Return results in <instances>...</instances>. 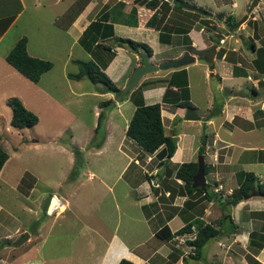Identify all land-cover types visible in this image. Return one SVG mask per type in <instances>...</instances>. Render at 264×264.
Returning <instances> with one entry per match:
<instances>
[{"label":"crops","instance_id":"1","mask_svg":"<svg viewBox=\"0 0 264 264\" xmlns=\"http://www.w3.org/2000/svg\"><path fill=\"white\" fill-rule=\"evenodd\" d=\"M163 1L165 0H158V5L154 9H151L147 8L145 4L135 3L134 0H0V65H9V63L5 62V56L22 37L27 39V50L31 32L40 20L37 16L39 14L45 15L46 21L48 19V12L53 10L54 6H60V13L57 19H54L56 25L66 32L72 31L75 34V43H79V37L92 21L97 20L103 14L101 12L105 13L114 9L115 13L110 12L111 19L107 21L113 25V35L104 38L98 36L93 46L99 41L102 44L98 48V56L102 53L101 49L107 51L99 57H94L96 58V62L99 61L100 67L107 73L116 86H119L118 82L124 78L120 88H123L131 73L141 64L142 58L139 55L140 48L135 52H132L129 48V51L126 45L119 46L114 38L121 37L133 40L132 36H140L141 33L144 35L146 31L155 33L157 42L153 37H150L153 39L147 40V36H144V40H142L146 44L148 43L152 49V55L149 57L151 63L159 64L173 61L185 53L193 55L195 57L194 63H196V59L199 58V52H205L212 45L210 39L214 35L211 36L210 32L222 34L223 42L219 43L216 49V52L220 49L222 53L220 56H216L215 53L213 65L212 67L209 66V71H211L209 75L217 77L219 84L224 88L227 87V91L220 97L218 103L212 102L214 99H211L204 115H202L204 118L203 126H200L201 117H199L200 120H188L186 123L188 125H183V127H191L194 124L196 132H198L200 137L203 134L206 135L204 141L205 155L203 154V158L204 162H208L205 164L210 166L208 173L205 175L206 182L209 184L206 187L209 197H204V194L198 192L185 193L183 182L174 177L176 168L169 177H166L164 175L165 168L159 162L160 159L157 157V151L149 154L145 153L141 148L138 149L140 151L139 154L142 153L141 160L138 159L139 155L134 157L136 154L134 152L129 153V151H126L127 153H125L122 151L121 149H124L126 144L130 145L131 142H134L125 136L126 127L125 129L123 127L122 134L120 135V126L116 122V116L118 113L120 114L119 111L122 110L126 101L131 100V98H119L114 93L104 92L103 89H99L102 92L99 96H109L108 100H111V107H115L117 111L112 110L109 113H105L103 121L104 129L102 126L103 133L105 132V139L103 138L101 146L98 148L91 147L85 152L83 150L80 151L86 157L89 152H92L99 156L107 155L105 158L107 159L108 154L104 155V153L108 152V148H110V144L114 142V139L118 140L116 148L127 159L125 165L121 168L119 167L117 178L129 183V180H134V178L130 179V176L134 177L139 173L144 176L142 180L140 179L137 182V201L140 205L139 213H135L131 207L128 219L131 222L140 223L149 234L146 238L142 236L138 237L137 235H135L137 238L129 236L131 240L128 236L126 239H123L116 233L112 234L98 259V264H118L121 259H126L134 264H247V256H252L255 260L264 264V197L253 195L243 198L235 205H228L226 203V199L238 188L246 172L254 174L256 183L264 181V73L259 71L254 65L257 57L256 50L262 49L264 51V6L261 7V2L258 3L256 7L258 11L253 15V11H249L252 0H242V7L240 8L238 17H233L235 11L228 12L226 9L230 5L231 10H236L235 8L239 4L237 0H183V8L178 9L177 14H175V9L172 8L173 0L168 1L171 7L168 11L158 12ZM76 2L78 5L75 4ZM119 3H122V5L119 6ZM73 6L75 7L74 9H72ZM133 7L136 8L137 25L130 26L123 24L126 14ZM202 7L206 8L204 9L206 13L201 11L200 8ZM96 8H98V12L95 14L93 11ZM196 9H200L197 20L192 15L197 11ZM38 10L41 12L38 13ZM156 10L158 14L156 24H154V27L146 25L147 20ZM27 11L28 14L25 16ZM219 13L223 16L222 20L216 18V15ZM182 14L190 16L187 17L193 21L189 25L190 27H187V22L181 18L184 17ZM92 15H94L93 18H90ZM246 15L250 19L248 18L243 24H238L235 31H229V28L225 27V17L231 16L238 23ZM23 16H25L24 23L29 33H20L23 25ZM214 17L217 20H214ZM200 19L209 20L208 25H203ZM42 20H44L43 17ZM162 26H165L166 30L163 31H166L167 34V40L163 42L159 40V32ZM181 28L183 31L179 30ZM101 29L102 26L95 27V30L99 32ZM205 31L206 37L204 35ZM142 41L138 40V42ZM188 43L189 48H194L195 50L187 52ZM82 48L85 49L83 46ZM154 48H158V50L155 51ZM249 48L250 51H248ZM85 51L90 53L86 49ZM27 52L29 55L34 56L28 50ZM158 54L161 57L154 60ZM107 55L109 56V60L106 62L105 57ZM45 56L44 54L40 57H34L44 58ZM70 56V54H67V61L74 63L76 59H72ZM104 62L106 63L104 64ZM179 69H185L187 72V66ZM179 69L151 72L143 76L137 84V86L142 88V101L145 104L161 103L164 128L169 125L165 123L166 119L168 122H172V119L175 116L177 117L178 114L180 116L183 115L178 111L180 106L174 105L180 99V97L174 95L178 92L176 86L172 85L169 87L171 92L168 94V101H162L166 90L165 87L169 86V81L172 79H176L178 82L182 81L181 76L176 75V71ZM9 72L11 74H8ZM9 72L3 73L0 71V96H4L6 91L5 83L12 79V76L19 74L15 68H11ZM68 74L66 76L69 80L79 83L83 79L75 80L68 77ZM164 78L165 80H163ZM186 78L189 87L190 77L188 76V72ZM242 78L246 80L244 82L239 81ZM224 81H228L229 84L225 86ZM154 83L160 84L156 85ZM77 86L79 87V85ZM243 86L246 88H243ZM12 94L14 93H8L6 96ZM117 99L119 100L117 101ZM215 104L216 106L214 107ZM101 106L102 102L98 107L94 108V115L97 116L99 114ZM214 113L215 115H213ZM127 119L119 120V122H124ZM175 135L178 138L177 147L174 149L169 161L164 165L167 163L179 165L183 162L181 158L184 153V138L188 136V133L181 128L177 133L172 134V136ZM3 147L6 149L4 144ZM110 156L113 158V161L114 158H117L115 154H110ZM155 158L157 159L156 163L158 166L151 167V162ZM9 159L10 155L8 154V159L0 171V193L2 188L8 192L6 185L10 181L7 180V177L11 175V170L5 171V168ZM132 165L134 167L129 172V178H125L126 173H128ZM158 173L159 175H157ZM89 174L92 176L91 172ZM162 181L164 183L162 189H157L159 183ZM151 182H153V186H151ZM14 188L22 191L20 183L16 182ZM215 188L219 191L215 192ZM31 192L32 189L30 188L29 193ZM5 196L9 198V195L6 193ZM54 197L57 200L59 199L58 196ZM188 199L191 200V204L185 207L184 202ZM7 204L0 198V242L9 240V242L4 243L5 245L0 248V255L2 256V258L0 257V264H6L4 262V255L12 253L13 249L16 251L24 245V241L15 242L16 245H14L12 240H10L15 236L14 234L20 232L24 221L13 217V225H8L10 216L2 214L3 212L10 214V206L7 208ZM17 204L20 205L19 202ZM63 206L66 207L64 204ZM28 209L29 207L27 211ZM197 220L203 221L204 224L210 223L215 228H220L223 232V234L210 240L211 245L207 250L205 258L202 256L199 259L192 257L194 252L189 241L195 238L198 226L196 224L191 227V232L174 236L169 240H162L156 236L157 231L163 225H168L171 232H174L186 223H193ZM173 223H178L176 228H172L171 225ZM39 224L41 225V223ZM39 224L37 226H40ZM231 227H233L235 232L229 234V230H232ZM130 228L131 234H135L132 231V227ZM21 233L25 234V238L23 239H29L28 235H30V232H28L27 228ZM191 260L194 262L191 263ZM27 261L28 259L17 261V257H15L10 264H32Z\"/></svg>","mask_w":264,"mask_h":264},{"label":"rangeland","instance_id":"2","mask_svg":"<svg viewBox=\"0 0 264 264\" xmlns=\"http://www.w3.org/2000/svg\"><path fill=\"white\" fill-rule=\"evenodd\" d=\"M237 2L239 4L235 8L236 10H231L230 5L226 9L228 12L235 11L233 17H238L242 7V0H237ZM75 4L78 5L77 2ZM262 6L264 4L261 3ZM74 8L73 6L72 9ZM59 9L60 6H54L53 10L48 12L46 21L45 15L39 14L37 16L41 21L37 22V26L31 32L30 43L27 48L29 53L34 56L40 57L45 54L46 56L40 59L50 61L52 67L42 73L37 82L29 80L18 72L19 74L12 76V79L8 82L5 81L6 91L4 96L8 93L14 94L7 95L5 98L0 96V144L6 146L5 150L10 155L5 171L11 170V175L7 177V180L10 181L6 185L8 192L2 188L0 193V198L9 204H7V208L10 206L9 213L11 215L6 212L2 214L10 216V220H8V225L10 226L13 225V217L24 221L21 226L22 231L20 230V232L14 234L15 236L10 240H12L14 245H16L15 242H25L16 251L13 249L12 253L4 255L6 264L12 263L15 257H17V261L28 259L27 262L32 264H98V259L112 234L116 233L123 239H126L127 236L135 238L142 236L146 238L149 234L140 223H134L128 219L131 207L135 213H139L137 182L140 179L142 180L144 176L140 173L134 177L130 176L129 172L134 167L132 165L125 178L130 176V179L134 178L133 181L129 180V183H126L125 180L117 178V172L125 165L127 159L116 148L117 139H114V142L110 144L108 152L104 153V155L108 154L107 159H105L107 155L99 156L89 152L87 157L82 155L78 168L75 167V158L78 155L75 156L76 152L73 150L79 149L85 152L91 148L89 146L91 140L97 141L100 136L105 139V132L102 133V130L100 131L101 128H99L100 125L97 124L99 114L97 116L94 115V108L110 97L106 95L99 96L102 93L99 91V89H102L101 83H91L85 77L79 83L69 80L66 75L78 72L79 66L67 61V54H70L72 59L94 60L96 62L94 56L99 57L107 51L101 49L102 53L99 56L97 55L99 52L98 48L102 45L100 41L95 43L90 53H87L79 43H75V34L72 31L66 32L56 25L54 19H57L60 13ZM97 9L93 13L96 14L98 12ZM174 9L175 14H177L179 8ZM204 9L206 8H201L202 11H205ZM27 14L28 11L25 16ZM94 15L90 16V18H93ZM182 15L184 17L181 18L187 22L186 26L190 27L189 25L193 23L187 18L190 16ZM25 16L22 18L23 25L20 33H29L24 23ZM194 16V19L197 20L199 15ZM42 17L44 20H42ZM248 18L249 16L247 15V19L241 24L245 23ZM203 20L205 19H200L201 22ZM214 20L217 19L214 17ZM225 27L227 28L226 25ZM179 30L183 31L182 28ZM204 35L205 37L207 36L206 31ZM144 36H147V40H151L156 35L146 31L144 35L141 33L140 36L134 35L132 38L133 40L142 41ZM154 40L157 42L156 38ZM187 46V52L195 50L194 48H189V43ZM127 49L129 50V47ZM154 49L155 51L158 50V48ZM131 50L134 52V49ZM139 51V55L143 59V56H145L143 49L140 48ZM207 51H200L196 63L192 62L186 65L188 76L190 77L188 90L184 88L182 90L180 87L178 92L176 91L177 93L174 94L178 97L185 98L186 95L189 97L190 102L195 107V113L201 117L200 126H203L204 118L202 115H204L211 99H214L212 102L218 103L220 97L227 91V87L224 88L219 84L217 77L209 75L211 73L209 64L201 59ZM248 51H250V48ZM221 53L220 49L217 50L216 56H220ZM160 57L161 55L158 54L154 60ZM105 59L107 62L109 56L107 55ZM5 62L7 61L5 60ZM162 63H159V65ZM11 68L14 67L10 64L0 65V71L3 73L9 72ZM187 72H185L186 75ZM8 74H11V72ZM181 76L182 81L185 82L186 78H183L182 74ZM245 80V78H242L239 81L244 82ZM123 81L124 78L118 82V88L123 84ZM154 84L158 85L160 83ZM224 84L227 86L226 84H229V82L224 81ZM125 86L126 84L123 88H120L122 92ZM243 88L246 87L243 86ZM10 97H17L26 109L36 114L38 117L37 123L29 128L19 129L12 127L10 125L11 109L6 104L7 99ZM111 106L112 104L110 103L109 106L101 109L104 110V113H109L112 110L117 111L115 107ZM134 109L133 101L128 100L122 110L119 111L120 114H117L116 122L120 126V135L123 127L124 129L127 127ZM178 111L183 115L180 116L178 114L177 117L175 116L176 118L173 116L172 122L165 120V123L169 124L164 128L165 133L171 138L177 137V135L172 136V134L177 133L181 128L188 133V136L184 138V153L181 160L183 162L196 161L199 156L197 151L201 137L196 132L194 124L191 127H183V125H188L186 124L188 120L184 118L186 108L179 107ZM125 118L127 119L126 121L119 122V120L122 121ZM66 144L70 145L72 150L65 146ZM138 149L140 148L131 142L130 145L126 144L124 149L122 148L121 150L125 153H127L126 151H129V153L134 152L136 153L134 157L139 155L138 159L141 160L142 153L139 154L140 151ZM80 152L82 154V151ZM110 154H115L118 159L114 158L113 161ZM156 160L155 158L151 162V167L158 166ZM205 163L207 164L208 162ZM176 166L177 164L175 163L164 165V175L169 177ZM73 168L77 171L70 178ZM136 168L138 169V167ZM207 168L209 170L210 166L207 165ZM89 172L92 173V176ZM16 182L20 183L22 191L14 188ZM150 184L153 186V182ZM163 185L162 181L157 189L161 190ZM30 188L32 189L31 193H29ZM5 193L9 195V198H6ZM249 195H252V192ZM54 196H58L59 199L57 200L55 197V202L52 204L51 201ZM246 197L244 196L243 198ZM50 205L51 209L47 213ZM25 220L27 221L25 222ZM38 223H41V225L36 226ZM177 225L178 223H173L171 226L176 228ZM25 227L30 232L27 240L23 239L25 234L21 233L26 230ZM130 227H132V231L135 234H131ZM7 242L9 240L1 241L0 248ZM210 245L211 242L210 244L207 243L203 248V258L206 257ZM0 257L2 258L1 255ZM192 262L194 261L191 260Z\"/></svg>","mask_w":264,"mask_h":264},{"label":"trees","instance_id":"3","mask_svg":"<svg viewBox=\"0 0 264 264\" xmlns=\"http://www.w3.org/2000/svg\"><path fill=\"white\" fill-rule=\"evenodd\" d=\"M135 3H141L145 4L147 8L154 9L158 5V0H134ZM173 9L179 8L182 9L184 2L183 0H173ZM122 5V3H119V6ZM194 7V6H193ZM171 7L169 6L168 1H163L160 5L161 11L169 10ZM201 9V8H200ZM200 9H196L197 11L194 12V15H199L198 11ZM110 12L115 13L114 9L107 12H101L99 18L97 20L92 21L87 29L84 30L82 35L79 37L78 41L79 44H81L86 50L90 51L93 47V44L97 37H106V36H112L113 35V25L112 23H108V19L110 18ZM136 8L133 7L131 11L126 14V18L123 21V24L130 25V26H136L137 25V18H136ZM157 10L150 16V18L147 20L146 25L154 27V24H156L157 21ZM216 18H220L222 20L223 16L221 14H217ZM114 19V18H112ZM115 20V19H114ZM102 21V22H101ZM112 22H115L113 20H110ZM224 22L226 26L229 28V31H235L238 27V23L233 20L231 16H227L224 18ZM102 23H104L102 25ZM203 25H208L209 21L207 19L203 20L201 22ZM96 26H102L101 31L95 30ZM166 30L165 26H162V29L159 32V40L163 42L166 39ZM99 32V34H98ZM116 43L119 46L126 45L131 49L137 50L138 48L143 49V54L150 57L152 55V49L149 45L143 42H138L129 38H121L117 37L114 38ZM26 44L27 39L25 37H22L19 39L12 49L8 52V54L5 56V60L7 63H9L11 66H13L18 72L23 74L26 78L33 82H37L41 76L42 73L49 70V68L52 67V63L47 60H43L34 56H31L28 54L26 50ZM109 49V48H107ZM256 60L254 61V65L258 68L259 71L264 73V51L262 49L256 50ZM201 59H203L201 57ZM74 64H77L79 66V71L76 73L68 74V77L80 80L81 78H87L91 83H101L102 89L104 92H111L117 95L119 98H126L130 97L135 105L134 112L128 122V125L125 130V136L129 139H131L139 148H141L145 153L152 154L156 152L157 157L162 166L169 161L170 157L172 156L174 152V145L171 139V136L167 135L164 130V125L162 122V105L160 102L153 103V104H145L142 101V88L140 86H137L130 92L123 93L120 88H118L115 83L109 78V76L104 72V70L100 67L99 61L95 62L94 60H87L82 61L79 59L74 60ZM213 64H209L210 67H212ZM177 72V73H176ZM176 75L178 74L181 76V74L184 76L183 78H186V71L185 69H179L176 71ZM177 75V76H178ZM182 78V76H181ZM183 80V79H181ZM176 84V85H175ZM176 86L177 90L181 87L185 90H188V84H187V78L186 81L178 82L176 79H172L169 81V86ZM170 92V89L167 88L164 92L163 102L168 101V94ZM172 101V100H171ZM111 103V100H106L102 102L101 108H105V106H108ZM172 103H174L172 101ZM6 104L11 109V119H10V125L14 128H29L32 127L35 123L38 121V117L36 114L32 113L28 109H26L22 102L17 97H10L7 99ZM174 105L180 106L182 108H192L193 110L195 107L192 105V103L189 100V97L186 95L185 98L180 97L179 102H175ZM212 115V114H210ZM215 115V113L213 114ZM105 118L104 110L101 109L98 115V125L100 131L102 130L103 133V121ZM98 127V126H96ZM205 138L206 135L203 134L201 137V146L198 149L199 155H203L204 153V147H205ZM103 141V136H100L98 140H91L89 143L90 147L98 148L101 146ZM75 151V156L78 155V157L75 158V167L78 168L80 164V160L82 159V154L79 149L73 150ZM8 159V153L4 149V147L0 144V171ZM198 167V162L196 161H188V162H182L181 164L177 165L175 171H174V177L177 179H180L183 182V186L185 189V193L191 194V193H202L204 194V197H209V194L207 192V188L205 190H202L201 188H192V179L194 175L196 174ZM73 172L70 175V178L76 174V171L74 168L72 169ZM170 173V172H169ZM208 173L207 165L204 162V174L206 175ZM159 175V173L157 174ZM149 177V176H147ZM209 184H206V187H208ZM253 191H257L259 196L264 197V181L257 182L256 178L252 172H246L243 176L242 181L240 182L238 188L233 192V194L226 199V203L228 205H235L239 201L243 199L244 196H250L249 194ZM171 195V194H170ZM203 197V198H204ZM55 198V197H54ZM191 200H186L184 202V206H188L191 203ZM51 207L47 209V213L50 211ZM39 224V223H38ZM196 224L197 230L195 234V238L191 241H189L190 245L193 247L192 257L199 259L202 256L203 248L209 241L221 234L223 232L220 228H215L210 223H203L201 220H197L196 222H188L180 229L171 232L168 225H163L156 233V236L159 239L162 240H169L174 236L181 235L185 232H191V227ZM37 226V225H36ZM232 230H229V234H232L235 232L233 230V227H231ZM252 237V234H251ZM118 264H134L126 259H121ZM247 264H261L257 260H255L252 256H247Z\"/></svg>","mask_w":264,"mask_h":264},{"label":"water","instance_id":"4","mask_svg":"<svg viewBox=\"0 0 264 264\" xmlns=\"http://www.w3.org/2000/svg\"><path fill=\"white\" fill-rule=\"evenodd\" d=\"M167 1H172V0H167ZM258 4V0H252L251 5L249 6V11L253 10V8L256 7V5ZM202 11V10H201ZM203 13H206L205 11H202ZM247 19V15L244 16V18L242 20H240L238 22V24L240 25L243 21H245ZM211 36L214 35L215 38H222V34H218V33H213L210 32ZM211 41L213 40L212 37L210 39ZM216 49H217V43L214 42L213 45L211 46V48L206 52V54L203 56V61H205L208 64H212L213 63V59H214V55L216 53ZM136 50H134L135 52ZM195 61V57L189 53H185L183 56H181L180 58L173 60V61H168V62H163L162 64H153L149 61V57L148 56H143V59L141 60V64L131 73L130 77L127 80L125 89L123 90V92H130L131 90H133L134 88H136L139 80L151 73V72H156L159 70H168V69H178V68H182L185 67L186 65L192 63ZM186 119L187 120H200L199 116L195 113V110H193L192 108H186ZM172 142L174 145V149L177 147V137H172ZM65 146H67L70 150H72V147L68 144H66ZM204 156L203 155H199L197 162H198V167H197V171L196 174L194 175L193 179H192V188H201L202 190L206 189V178H205V174H204ZM258 195L257 191H253L252 195ZM248 197V196H247ZM246 197V198H247ZM52 204L55 202V198L52 197ZM51 204V205H52ZM50 205V207H51ZM49 207V208H50Z\"/></svg>","mask_w":264,"mask_h":264},{"label":"flooded vegetation","instance_id":"5","mask_svg":"<svg viewBox=\"0 0 264 264\" xmlns=\"http://www.w3.org/2000/svg\"><path fill=\"white\" fill-rule=\"evenodd\" d=\"M260 2L262 3V0H258V3H260ZM257 5H258V4H257ZM257 5H256V7H257ZM252 11H253V13H254V8H253ZM254 14H256V13H254ZM251 17H253V16L251 15ZM212 39H213V40L211 41V42H212V45H213L214 42H216V43H217V46H218L219 43H222V42H223V37H222V38H215V37L212 36ZM212 45H211V46H212ZM211 46H210V48H211ZM210 48H208V49H210ZM208 49H207V50H208ZM207 50H206V51H207Z\"/></svg>","mask_w":264,"mask_h":264},{"label":"built area","instance_id":"6","mask_svg":"<svg viewBox=\"0 0 264 264\" xmlns=\"http://www.w3.org/2000/svg\"><path fill=\"white\" fill-rule=\"evenodd\" d=\"M262 3H264V0H262ZM257 11H258V8H255V9H254V13H257ZM214 191H215V192H218L219 190L215 188Z\"/></svg>","mask_w":264,"mask_h":264},{"label":"clouds","instance_id":"7","mask_svg":"<svg viewBox=\"0 0 264 264\" xmlns=\"http://www.w3.org/2000/svg\"><path fill=\"white\" fill-rule=\"evenodd\" d=\"M255 8H256V7H255ZM255 8H254V9H255ZM178 69H179V68H178ZM136 87H137V86H136Z\"/></svg>","mask_w":264,"mask_h":264}]
</instances>
